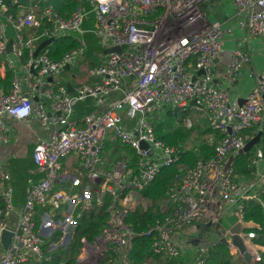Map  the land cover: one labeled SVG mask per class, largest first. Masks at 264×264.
Returning <instances> with one entry per match:
<instances>
[{"label":"built area","instance_id":"1","mask_svg":"<svg viewBox=\"0 0 264 264\" xmlns=\"http://www.w3.org/2000/svg\"><path fill=\"white\" fill-rule=\"evenodd\" d=\"M22 1L0 0V141L6 142L9 132L5 117L23 121L34 114L42 127L51 129L48 137L38 139L33 147L26 198L14 226L6 220L13 211L11 177L0 163V264H30L33 259L34 264L49 263L50 257L42 249V232L65 233L71 228V239L81 214L101 207L106 196L111 197L107 226L93 242L81 239L77 264H131L136 235L127 216L136 207H129L128 202L137 200L138 193L160 169L177 158L176 149L156 139L153 126L145 119L137 122L134 132L121 128L122 113L128 110L143 117L165 107L205 115L208 127L219 138L211 158H198L192 167L180 166L168 186L162 205L166 215L145 232L153 239L152 254L177 260L182 252L177 236L188 227L198 228L210 222L209 230L217 238L199 236L194 264H202L208 251L222 238L241 264H264V256L249 248L254 234L244 233L250 226L241 218L243 202L257 200L264 186L257 188L256 181H238L232 165L225 170L230 156H236L259 131L264 132V78L241 106L231 105L227 90L214 85L210 69L221 52L222 35L230 30L206 19L202 9L205 0H87L92 6L93 33L99 45L108 47L110 42L119 51L105 54L101 64L86 68L89 81L76 85L72 92L54 77L86 52L83 34L93 28L83 30V25L90 12L79 6L64 18L49 0H30L28 11L22 10ZM232 1L239 15L248 11L238 27L250 35L264 37V0ZM8 4L21 9L13 15L8 12ZM65 34L75 36L77 47L59 60H50L44 50L34 54L42 41H54ZM9 55L20 62V71L15 70ZM248 61L239 50L231 52V82L241 75L239 64ZM192 64L197 72H205L195 76L193 82L186 75ZM6 69L13 70V74L5 90L1 81ZM116 93L119 97L99 115L75 112V106L82 101L100 102ZM258 124L261 127L248 134ZM108 132L122 146L135 150L136 169L129 166L126 157L119 158L111 170L99 169ZM140 142L149 145L150 155L148 149L140 148ZM71 154L82 161L85 177L94 185V200L83 202L86 196L79 198L61 189L66 179L61 161ZM263 157L262 149L254 148L251 167L256 169ZM258 178L264 180V174ZM77 184L78 180L72 181V186ZM39 208L43 209L36 227ZM227 216L234 217V224L241 226L239 235L231 232L234 224L223 231L221 223ZM4 231L13 233L8 250L1 245ZM236 238L242 240L250 261L235 244ZM153 261L149 257L144 262Z\"/></svg>","mask_w":264,"mask_h":264},{"label":"trees","instance_id":"2","mask_svg":"<svg viewBox=\"0 0 264 264\" xmlns=\"http://www.w3.org/2000/svg\"><path fill=\"white\" fill-rule=\"evenodd\" d=\"M49 2L53 5L55 11L64 18L70 16L71 13L79 6H84L89 12L92 9L91 4L87 0H49ZM25 3L26 0H23L21 4ZM7 8L8 12L13 15L21 9L17 6H11L9 4ZM91 14L92 13L90 12L89 18ZM91 23L92 20L89 21V24ZM84 38L87 43V50L83 54V63L86 67H92L100 63L99 58L103 54V48L97 44L96 40L94 41L92 35L86 34ZM76 47L77 41L75 36L65 34L55 39L44 49L43 52L47 53L50 60L57 61L66 52H69ZM23 58H25V55ZM11 76V72H7L4 82L5 85L9 83ZM87 102L86 107H91V100H87ZM189 113L191 112L188 109L183 111L167 108L163 111L164 115L161 119L154 115L151 125L154 128V135L156 139L161 140L165 145L176 149L177 160L169 166L162 167L154 180L145 189L138 193L140 201L148 203L149 206L144 207L139 205L128 213L127 223L132 225L133 231L136 235L133 241V249L130 254L131 264H141L149 257H153L155 261L162 264H178L176 260H170L167 257L160 255H153L151 251L153 239L151 236H146L145 232L149 227L153 226L156 222L165 217L166 213L162 208L163 201L165 200V192L173 181L174 176L178 173L179 167H192L198 158L209 159L214 155L215 146L219 136L209 127L205 134H212L214 136L211 143L203 142L196 148H186L189 130H187L183 122ZM254 128L248 130L247 132L252 131ZM256 147L261 148L264 152V132H262L261 138ZM254 148L255 147H253L249 153L237 154L234 158L232 171L238 181L251 182L255 178V168L250 165V159ZM125 156L129 158V166L132 169H136L135 150L127 146H122L118 140H109L105 143L102 157L106 158L107 165H111L119 158ZM30 167H33L31 160L24 169H18L17 172L25 173ZM23 179L25 180V177L20 173L16 186V188H18L17 198L19 199L24 191L22 183ZM110 203L111 197L106 196L101 207L96 208L93 211L83 212L81 214V217L77 220L74 235L70 239L68 246H66L60 254V256H64L63 264H75L81 249V239L93 242L96 237L101 235L102 231L107 226L108 207ZM242 207L241 218L243 222L253 225L252 227L245 229L244 233L254 234L251 242L255 245L264 247V188L263 192L259 193L257 200L244 201ZM0 208H3L1 199ZM39 222L40 212H37L35 216L36 227H38ZM205 232L207 231L205 230ZM60 235V232H54L51 234L50 240L60 238ZM199 236L205 237L204 234H200ZM199 236L195 237V239L197 240ZM48 256L50 257V262L47 264L61 263L59 256L56 257L54 254H49ZM202 264H241V260L231 253L227 245L217 241L216 244L208 251Z\"/></svg>","mask_w":264,"mask_h":264},{"label":"crops","instance_id":"3","mask_svg":"<svg viewBox=\"0 0 264 264\" xmlns=\"http://www.w3.org/2000/svg\"><path fill=\"white\" fill-rule=\"evenodd\" d=\"M22 10L24 11V8H27L30 10L31 8V1L26 0L25 4H21ZM202 9L204 10L206 19L209 22H217L220 24L223 30H230L229 33H224L221 38V52L218 55V57L213 62V65L210 69V74L213 78V83L217 88H224L227 90L229 94V101L231 105L238 106V103L241 99H245L248 94L251 92V90L261 82V80L264 78V37H257L250 35L246 30H242L238 27V22L241 19H245L246 15L248 14V11L242 13L241 15L238 14L237 9L235 8L232 0H205L202 4ZM93 19L89 18L88 21L84 23L83 26H89V21ZM90 28H83V30H88ZM88 33H84L86 35ZM85 39V38H84ZM101 47V46H100ZM233 50H239L240 52L244 53L249 61L247 63H241L239 64V70L241 75L237 77L234 81H230L228 77V71L231 64V52ZM82 63H79V69H82V73L79 75H73L72 74V65L69 66L68 69H65L64 72L68 76H70L71 80L67 81V84H70L71 91L74 89V87L80 83L88 82L86 76V67L83 63L84 57L82 56ZM8 59L11 60L14 63V67L17 65L19 68H17L18 71H20V62L16 60V58L13 56H8ZM105 59V54L103 51L102 56L99 58L101 64ZM191 63H194V59H192ZM97 64V65H99ZM84 66V67H82ZM11 72V75L13 74V70L6 69L5 72V79L7 72ZM187 78L191 79L198 75V72L195 70L194 65L192 64L191 67H188L187 69ZM5 79L1 81V85L6 90L9 86V84L5 85ZM119 94H113L111 97L107 98L103 101H94L91 100V107L87 108L86 104L88 103L87 100L82 101L78 103L75 106V112L80 114H95L99 115L103 113L107 107L114 101L115 98H118ZM123 115L126 119L134 118L135 116H140L138 113L131 114L128 110H125L123 112ZM5 123L9 127V132L7 134V141L12 138V141L9 145H5L6 142L0 141V163L4 166V168L9 172L11 177V185L13 188V211L9 214V216L6 218L7 222L10 226H14L16 224V221L18 219V215L24 205L25 198H26V189H27V183L26 180L29 178L30 173L29 171L32 169L30 167L27 172L23 173V176L25 177V180H22L23 183V194L19 198H17V180L19 177L18 169H24L26 165L29 164V161H32V150L35 145V143L40 138H46L48 137L49 131L51 129V126L42 127L36 120L35 115L33 114L29 118H26L23 121H16L14 119H10L8 117L4 118ZM135 127V126H134ZM132 127V122L128 121L125 123L124 121V129H127L129 131L134 132L135 128ZM208 127V125H207ZM261 127V124L256 125V129L254 128L252 131L248 132V134H253L255 130L259 129ZM8 135H10L8 137ZM262 135V133H261ZM107 141H115L117 140L112 133H109L107 135ZM214 138V136L212 135ZM261 138V137H260ZM105 142V143H106ZM256 148V147H255ZM128 158L127 156H125ZM102 163L99 166V169L101 171H108L110 170L114 163L111 165H107L106 158L102 157ZM129 160V158H128ZM62 166V172L65 176V180L62 185L61 189L65 192H72L76 193L72 189V181L77 180L74 174L82 173V177L87 181L85 177V173L82 167V161L80 158L74 154L69 155L65 159L61 161ZM264 174V157L262 161L260 162L259 166L255 169V175H257V178H255L253 181L257 182V188H261L264 186V180L258 178L259 175ZM21 182V180H20ZM90 183L89 181H87ZM80 183H78L75 186H79ZM94 189V185L90 183ZM88 188L87 186L82 187L78 193V195H81L82 198H84L87 195ZM137 199H139V196H137ZM43 209L39 208L38 212ZM0 217H2V208H0ZM236 222V221H235ZM250 227H252V224H248ZM58 232V231H56ZM43 238L45 240V244L43 245L42 249L45 255H51L54 254L56 257L59 256V259L61 261L60 264H63L64 256H60L62 253V250L68 246L70 239L61 240V235L59 238V241H49L48 239L52 232H46L43 231ZM49 244H53V247H49ZM251 247L253 248L252 251H255L261 255L264 256V247L255 245L253 243H250ZM159 262L153 261L150 264H158ZM75 264H77V259L75 261ZM194 264V261H193Z\"/></svg>","mask_w":264,"mask_h":264},{"label":"rangeland","instance_id":"4","mask_svg":"<svg viewBox=\"0 0 264 264\" xmlns=\"http://www.w3.org/2000/svg\"><path fill=\"white\" fill-rule=\"evenodd\" d=\"M24 11H28L27 8H24ZM90 18L93 19L92 23L89 26H83V28H92V26L94 25V16L93 14H91ZM93 30H90L89 32H87L88 34L92 35L94 41L96 40L97 44H99V39L95 36V34L93 33ZM75 35L78 36L77 33H75ZM84 34H83V38H84ZM103 48L104 54H108L109 52H117L119 51V48L114 47L112 45H110L109 42V46L108 47H101ZM11 58L13 57L12 55H10ZM79 63H82V58H78V60L74 63H72V74L73 75H79L82 73V69H79ZM84 67V66H82ZM17 68H19V66H15V70H17ZM55 81L60 82L62 84L67 83V81H70L71 78L70 76L66 75L65 72L62 70L60 71L55 77H54ZM167 107L161 109L160 111H156L153 113L148 114L147 117L145 116H135L134 118L131 119H126L122 113V123L120 124L121 128H124V121L125 123L128 121L132 122V127L136 126L137 122L143 118L146 121H148L150 124H152L153 122V118L154 115H156L158 118H162L163 117V111L166 110ZM188 122V123H187ZM185 127L187 128V130H189V136H188V140L186 142V148L188 149H192V148H196L198 145H200L203 142H207V143H211L213 141V137L212 134H205L206 130L208 129L207 127V122H206V117L203 114H196V113H189L187 118L185 119V121L183 122ZM135 128V127H134ZM110 132L107 133V135ZM10 135H8L9 137ZM12 141V138H10L8 141H6L5 145H9ZM159 152L157 150H155V154L157 155ZM111 170V169H110ZM72 175L75 176V178L78 180L79 186H72V189L74 192L78 193V191L84 187L87 186L88 188V192L86 195V199L83 200V202L85 200H94V198L96 197V194L92 191L93 187L92 185H90V183H88L84 177H82V173H78V174H74L72 173ZM259 177V176H258ZM255 178H257V175H255ZM254 178V179H255ZM66 181V180H65ZM257 187V184H256ZM82 196L80 195L79 198H81ZM148 206V203L146 202H142L140 203V200H135V201H129L128 202V206L129 207H137V206ZM235 218L232 216H227L223 219L222 223H221V227L223 228V231L228 230L230 228V226H232L234 224ZM65 233L60 230L58 232H61V238L60 241L62 240H66V239H70L71 235H72V230L71 228L65 229L64 230ZM207 232H205L204 229V225H201L197 228V226H191L188 227L186 230L183 231L182 234H179L177 236V241L178 243L181 245V255L180 258H178L176 261L178 262V264H193L194 261V247H195V241L196 239L194 237H198L200 234H204L205 237L210 238V239H216L217 235L211 231V230H206ZM67 237H66V236ZM50 239V237L48 238ZM49 241H59V238H56L55 240H48ZM249 248L252 250L253 248L251 247V245H249ZM242 263V262H241ZM30 264H34V259ZM141 264H147L145 262H142ZM150 264V263H148ZM158 264H162V263H158Z\"/></svg>","mask_w":264,"mask_h":264},{"label":"water","instance_id":"5","mask_svg":"<svg viewBox=\"0 0 264 264\" xmlns=\"http://www.w3.org/2000/svg\"><path fill=\"white\" fill-rule=\"evenodd\" d=\"M20 16H22V12H20ZM52 42H53L52 39H48V40L42 41L36 47V49L34 51V54L35 55L39 54V52H41L42 50H44ZM7 52H10V45H8V47H7ZM68 68H69V66H67L65 69H68ZM204 73L205 72L203 70H200L198 72V75L204 74ZM196 79H197V77L192 78L191 79V82L195 81ZM67 88H68L69 91H71L70 84H67ZM33 101L34 102H37V97H34L33 98ZM244 102H245V99H241L240 102L238 103V106H241ZM147 116H148V114L145 115V117H147ZM261 133L262 132L259 131L252 139H250L245 144V146L239 151L238 154H246V153H249L252 150V148L255 147L259 143V140H260V137H261ZM139 145H140V148H142V149H148L149 150V145L147 143L140 142ZM150 154H151V150H149V155ZM234 158H235V156H230L228 158V161H227V163L225 165V170H228L231 167V165H232V163L234 161ZM55 213H57V212H55ZM210 226H211V223L208 222L207 224H205L204 229L207 230V229L210 228ZM216 227H218V226H216ZM231 232L233 234H235V235H239L242 232V228H241V226L239 224L236 223V224H234V226H232ZM12 236H13V233L10 232V231H4L2 233L1 245H2V247H3L4 250H8L9 249V246H10V243H11V237ZM220 242L223 243V244H225V245L228 244L227 241L224 238H222L220 240ZM235 244L240 248L241 251L245 252V246H244V244H243V242H242L241 239L236 238L235 239ZM244 258H245L246 261H250V255H249V253L245 252Z\"/></svg>","mask_w":264,"mask_h":264}]
</instances>
